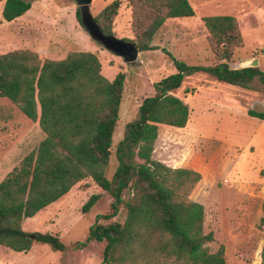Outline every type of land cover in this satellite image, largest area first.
Instances as JSON below:
<instances>
[{
    "label": "trees",
    "instance_id": "1",
    "mask_svg": "<svg viewBox=\"0 0 264 264\" xmlns=\"http://www.w3.org/2000/svg\"><path fill=\"white\" fill-rule=\"evenodd\" d=\"M32 0H4L1 15L11 21L31 7ZM138 51L152 43L167 19L194 15L188 0H126ZM120 0H113L93 18L104 35L114 36L113 20ZM80 22V10L76 9ZM213 55L210 64H188L165 51L176 71L153 84L135 117L124 125L114 147L116 167L107 176L125 74L113 79L101 73L92 51H70L61 59H41L31 49L0 53V98L15 104L44 133L0 180V246L27 252L35 243L52 251L80 250L90 241L104 242L101 264H226L224 247L211 251L212 232H204V206L190 193L198 171L170 167L152 158L158 125H186L189 107L174 91L187 76L204 74L215 81L264 91L259 66L231 67L234 51L243 45L233 15L203 16ZM124 41H126L124 39ZM185 91H188L187 89ZM264 119V111L249 109ZM90 177L110 197V211L97 214L84 240L66 246L57 234L25 231L21 222ZM100 198L92 194L81 206L89 212Z\"/></svg>",
    "mask_w": 264,
    "mask_h": 264
},
{
    "label": "rangeland",
    "instance_id": "2",
    "mask_svg": "<svg viewBox=\"0 0 264 264\" xmlns=\"http://www.w3.org/2000/svg\"><path fill=\"white\" fill-rule=\"evenodd\" d=\"M0 0V53L31 49L41 59H61L70 51H92L98 56L101 73L113 79L125 74L119 119L106 174L111 176L116 159L114 147L132 120L142 99L153 94V84L176 71L166 50L188 64H210L208 32L204 15L236 17L243 45L236 48L231 67L250 59L264 71V0H207L208 8L192 4L194 15L167 19L153 39V50L139 51L133 62L105 49L91 38L76 17L75 0H32L21 16L5 21ZM113 0H91L94 17ZM211 5V6H210ZM114 36L130 42L133 38L131 10L126 0L113 20ZM188 91H185V90ZM189 107L186 126L158 125L152 158L172 168L198 171L200 180L190 198L204 206V232H212L211 251L224 247L226 264H264V119L251 117L249 109L264 111V91L235 87L196 73L187 76L174 91ZM44 133L18 107L0 98V180L30 151ZM92 194H100L93 208L83 213L81 206ZM110 197L86 177L58 200L31 218L25 231L57 234L70 246L84 240L97 214L110 211ZM104 242L90 241L80 250L52 251L45 244H33L27 252L0 246V264H101Z\"/></svg>",
    "mask_w": 264,
    "mask_h": 264
},
{
    "label": "water",
    "instance_id": "3",
    "mask_svg": "<svg viewBox=\"0 0 264 264\" xmlns=\"http://www.w3.org/2000/svg\"><path fill=\"white\" fill-rule=\"evenodd\" d=\"M80 10V23L87 33L101 44L105 49L120 56L124 62H133L137 59L138 48L132 42L118 39L115 36L104 35L89 12L91 0H75ZM257 66L256 59H250L241 64L240 67Z\"/></svg>",
    "mask_w": 264,
    "mask_h": 264
},
{
    "label": "crops",
    "instance_id": "4",
    "mask_svg": "<svg viewBox=\"0 0 264 264\" xmlns=\"http://www.w3.org/2000/svg\"><path fill=\"white\" fill-rule=\"evenodd\" d=\"M189 2H190V4L192 3V4H194V5H196V7H199V8H202V9H206V8H208L209 7V5H207V4H205L206 3V1L207 0H188ZM4 2V1H3ZM191 4V5H192ZM214 4H215V0H212V6H214ZM211 6V5H210ZM193 7V6H192ZM194 9V8H193ZM195 12V11H194ZM212 15H214V14H212ZM204 16H206V15H204ZM203 17V16H202ZM201 17V18H202ZM171 19H181V18H171ZM202 20V19H201ZM186 103V102H185ZM187 104V103H186ZM189 120V119H188ZM188 120H187V122H188ZM187 124V123H186ZM186 126V125H185ZM159 136V134H157V137ZM33 217V216H32ZM31 218V217H30Z\"/></svg>",
    "mask_w": 264,
    "mask_h": 264
}]
</instances>
